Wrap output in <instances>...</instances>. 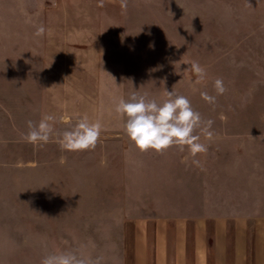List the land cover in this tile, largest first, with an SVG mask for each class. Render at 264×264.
Returning <instances> with one entry per match:
<instances>
[{
  "label": "crops",
  "instance_id": "obj_1",
  "mask_svg": "<svg viewBox=\"0 0 264 264\" xmlns=\"http://www.w3.org/2000/svg\"><path fill=\"white\" fill-rule=\"evenodd\" d=\"M127 3L0 0V264H41L59 252L98 264H264V0H179L185 62L249 71L206 76L196 91V77L181 76V95L213 122L211 140L196 130L208 147L196 156L187 146L150 155L127 142L115 112L126 76L86 73L107 62L110 34L118 49L140 15V0ZM49 114L57 117L49 143H28V121ZM65 114L71 124L59 120ZM85 114L102 126L96 149L105 157L62 156L60 134ZM111 144L121 161L116 190L109 183L117 175L101 163ZM93 177L121 199L62 200V191L88 192L82 187Z\"/></svg>",
  "mask_w": 264,
  "mask_h": 264
},
{
  "label": "rangeland",
  "instance_id": "obj_2",
  "mask_svg": "<svg viewBox=\"0 0 264 264\" xmlns=\"http://www.w3.org/2000/svg\"><path fill=\"white\" fill-rule=\"evenodd\" d=\"M139 14L130 18L131 29L127 30L129 27H126L124 41H121L119 36L118 49L116 34H110L111 47L105 50L108 56L107 62L102 65L87 66L86 73L88 76H126L125 100H128L135 91L141 95L147 94L149 100L154 99L157 103H162L167 99L166 90L181 95V76H195L191 71V64L185 62L186 54L183 55L182 52L179 0H140ZM202 67L206 69L207 76H249L246 68L248 66L202 65ZM256 71L260 74V66H257ZM132 78L135 80H131ZM125 138L129 142L126 133ZM104 151L108 155L105 163L108 165L107 169L117 175L109 184L113 185L115 190L118 187L121 189L123 183L118 176L121 173L119 148L111 144ZM179 151L178 147L173 146L164 153H179ZM68 152L62 151V156H67ZM81 152L77 151V153ZM92 152L95 158L96 155L105 157L102 150L95 148ZM146 153L151 155L155 151L149 150ZM71 164L78 172L84 168L78 161ZM75 181L79 185L83 178L78 177ZM87 181V187L82 189L88 192L62 191V200L121 199L120 192L104 191L105 180L101 183L99 178L93 177L88 178ZM63 188L68 189L67 186Z\"/></svg>",
  "mask_w": 264,
  "mask_h": 264
},
{
  "label": "clouds",
  "instance_id": "obj_3",
  "mask_svg": "<svg viewBox=\"0 0 264 264\" xmlns=\"http://www.w3.org/2000/svg\"><path fill=\"white\" fill-rule=\"evenodd\" d=\"M98 6H104V0H99ZM122 10H126L127 0H120ZM45 28L40 26L34 33L37 37L45 34ZM51 35V30L48 29ZM192 73L196 79L192 82L193 90L195 85L205 81L207 72L199 63L193 61L190 65ZM214 88L218 95H222L226 88L222 79L214 81ZM201 98L210 104L215 103V96H210L207 92L200 93ZM167 99L162 103L156 100H149L147 94L133 92L128 100L121 97L115 106L116 114L125 119L124 131L128 138L141 152L153 150L163 153L169 148L176 146L181 151L187 146L190 154L196 156L199 153L208 151L207 145L200 142V135L195 134L197 129H201L206 138L211 140L213 133L209 131L212 121H203L199 112L192 108L190 100L174 91L166 90ZM221 119L225 117L221 116ZM57 120L54 115H45L38 122L28 121L29 131L24 139L33 145L43 146L49 143L53 136V122ZM63 123L71 124V118L65 114L59 117ZM202 125H206L202 128ZM102 126L98 121H91L85 114L78 118L74 125L60 134L57 140L62 151H87L94 150L101 138ZM61 164L65 163L62 157ZM106 163L105 161L101 162ZM195 163L199 164L198 161ZM41 264H98L90 260L78 257L73 252H59L45 255Z\"/></svg>",
  "mask_w": 264,
  "mask_h": 264
}]
</instances>
